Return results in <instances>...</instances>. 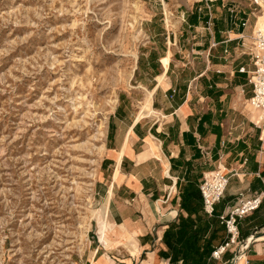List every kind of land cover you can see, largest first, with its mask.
<instances>
[{
    "label": "rangeland",
    "instance_id": "obj_1",
    "mask_svg": "<svg viewBox=\"0 0 264 264\" xmlns=\"http://www.w3.org/2000/svg\"><path fill=\"white\" fill-rule=\"evenodd\" d=\"M191 4L0 0V264H82L118 242L95 191L108 117L148 31Z\"/></svg>",
    "mask_w": 264,
    "mask_h": 264
},
{
    "label": "crops",
    "instance_id": "obj_2",
    "mask_svg": "<svg viewBox=\"0 0 264 264\" xmlns=\"http://www.w3.org/2000/svg\"><path fill=\"white\" fill-rule=\"evenodd\" d=\"M178 15L173 27L148 31L134 84L117 94L108 117L95 191L118 242L82 264H133L138 256V264H169L163 234L187 216L181 192L199 195L203 174L218 167L229 178L219 216L241 196L264 195V134L248 104L254 6L192 0ZM238 230L216 264H264V201Z\"/></svg>",
    "mask_w": 264,
    "mask_h": 264
},
{
    "label": "built area",
    "instance_id": "obj_3",
    "mask_svg": "<svg viewBox=\"0 0 264 264\" xmlns=\"http://www.w3.org/2000/svg\"><path fill=\"white\" fill-rule=\"evenodd\" d=\"M249 2L254 6L255 11L264 13V0H249ZM251 45V57L254 67L248 72V81L252 86V94L248 98V104L260 112L258 123L264 132V31L254 33ZM228 180V174L219 167L203 174L199 191L204 211L207 214L211 215L213 213L216 203L224 196ZM263 201L264 195L262 194L245 198L241 196L226 214L219 216L221 223L225 225L228 238L213 250V258H219L228 246L237 240L239 236L238 221L257 210Z\"/></svg>",
    "mask_w": 264,
    "mask_h": 264
},
{
    "label": "trees",
    "instance_id": "obj_4",
    "mask_svg": "<svg viewBox=\"0 0 264 264\" xmlns=\"http://www.w3.org/2000/svg\"><path fill=\"white\" fill-rule=\"evenodd\" d=\"M180 207L187 216L179 215L163 234L169 264H216L212 252L228 238L216 209L207 214L200 193L188 190L181 192Z\"/></svg>",
    "mask_w": 264,
    "mask_h": 264
},
{
    "label": "bare ground",
    "instance_id": "obj_5",
    "mask_svg": "<svg viewBox=\"0 0 264 264\" xmlns=\"http://www.w3.org/2000/svg\"><path fill=\"white\" fill-rule=\"evenodd\" d=\"M258 31H264V13H262V15H260V16L257 17V22H256V25H255V28H254V33H256ZM252 109L255 110V111H257V114H258L257 122H258L259 119H260V112L256 108H253L252 107ZM263 134H264V132H263Z\"/></svg>",
    "mask_w": 264,
    "mask_h": 264
}]
</instances>
